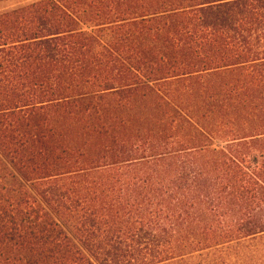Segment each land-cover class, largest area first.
I'll use <instances>...</instances> for the list:
<instances>
[{"label": "trees", "instance_id": "obj_1", "mask_svg": "<svg viewBox=\"0 0 264 264\" xmlns=\"http://www.w3.org/2000/svg\"><path fill=\"white\" fill-rule=\"evenodd\" d=\"M257 238L264 0L0 11V264H229Z\"/></svg>", "mask_w": 264, "mask_h": 264}, {"label": "rangeland", "instance_id": "obj_2", "mask_svg": "<svg viewBox=\"0 0 264 264\" xmlns=\"http://www.w3.org/2000/svg\"><path fill=\"white\" fill-rule=\"evenodd\" d=\"M35 0H5L0 2V11ZM214 253V252H213ZM229 260V264H264V238L243 242L241 246L227 248L219 254L210 253V259ZM199 260V258H195ZM222 261V260H221Z\"/></svg>", "mask_w": 264, "mask_h": 264}]
</instances>
